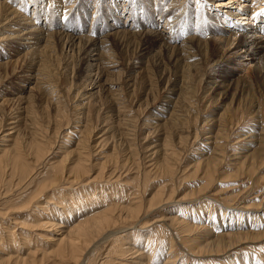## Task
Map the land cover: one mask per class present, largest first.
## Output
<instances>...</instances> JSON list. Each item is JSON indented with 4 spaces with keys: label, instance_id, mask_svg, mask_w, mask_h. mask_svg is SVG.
I'll use <instances>...</instances> for the list:
<instances>
[{
    "label": "rangeland",
    "instance_id": "374dc122",
    "mask_svg": "<svg viewBox=\"0 0 264 264\" xmlns=\"http://www.w3.org/2000/svg\"><path fill=\"white\" fill-rule=\"evenodd\" d=\"M3 1L0 0V2ZM34 1L38 2V5L42 2L41 7L44 8H41L42 13H46L48 9H50L49 11H52L53 8V10H56L55 14H49L46 17L44 15L39 16L40 22H51L54 25V28L50 31H64L67 34L73 33L81 36L91 35L92 29L98 32L105 25L108 27L113 24L111 23L113 17L117 15L122 20L125 17L130 18L127 12L121 13L123 9L121 5L129 3L125 0H105L100 5H94L93 0H88L87 5L82 4L78 9H76V2H74L72 10L70 9L72 12L68 10L65 15H62L61 10L64 2L66 3L65 7L71 5L68 0H66L67 2L56 0L55 3L53 0ZM150 1L152 0H131L132 4L128 7L134 12L133 19L137 24L134 35L137 38V34L142 29H139L138 25L157 31H159V28H163L160 19L158 26L156 24L158 13L163 11L171 0H156L155 4H151ZM24 2H27V0ZM165 2L168 3L165 5ZM186 2L190 10V20L186 24L184 20L182 26L177 28L175 33L182 35L186 30H190L191 34L196 36L199 27L204 28L202 31L204 34H199V38L207 43L206 46L217 48L218 45L214 38L222 35L220 31L222 23L217 19V16L205 13V9L210 12L213 11V2L210 4H207L206 1L203 4L202 0L199 3H195V0H187ZM52 3L55 4V7ZM7 4L12 8H16L20 6L21 0H8ZM26 4L28 14H33L31 13L34 6L32 1H28ZM159 6L164 7L160 9ZM203 6L208 8L204 9ZM21 11L24 12L22 9ZM166 13L169 14L168 11ZM220 14L223 15V13ZM209 16H213L214 19L209 18ZM95 17L98 19L97 21H94ZM195 20L197 24H195ZM228 20H232V18H228ZM235 20L236 18H234ZM245 26L244 24L242 27ZM227 27L229 28L228 25ZM225 32H227L226 36L231 34L228 30ZM240 32H243V35L245 34L248 38L249 34L245 33L244 29ZM170 33L171 31H169ZM4 34L6 33L4 32ZM180 40L171 45L180 46L182 42ZM31 41V39H21L22 44L16 41L11 44L10 41L5 43V48H0V59H10L5 67L0 68V149L8 148V145H10L9 135L12 131L10 127L14 123L12 117H14V114H19L21 118L18 123L19 132L23 139L30 136V127H33L35 131H42V134L39 133L44 138L42 142L45 146L43 156L35 163L29 160L31 158H26V161L28 160V163L34 164L32 165V167L34 166V175L35 172L40 170L48 171V168L50 169L49 163L55 160L59 161L62 157L63 146L67 138L70 139V144H68L70 149L74 148L79 136L72 131L78 132L77 125H80L78 121H82V125L87 126L88 132L85 135L84 132L82 133V137L85 139V150L88 153V160L86 161L88 174L96 175L92 178L94 180L92 184L103 188L102 191H99L101 194L96 191L95 197L88 200L87 203L99 202L97 204H104L105 202L101 198L116 194L114 196L120 198V202L125 204L132 200L138 201L141 204L140 212H144V207L151 204L146 217L141 216L143 217L142 222L147 219L151 221L152 219L164 218L170 214H175L176 211L184 212L182 215L199 216L202 209L205 210L202 217L206 218L207 210L211 206H215L213 210L220 208L224 211V214H222L223 220L227 222L229 221L227 212L230 211V214L236 213L234 215L236 218L231 220V223L235 220V222L242 224L253 223L254 220L251 217L250 221L247 219L248 215L246 214L248 212H244L242 209L246 205H258L260 203H262L261 206L264 205V143L260 144L259 155L256 153L250 156L249 159H244L243 156L246 153H251L253 147H255L253 145L254 141L250 142L252 136H248V134L260 131L259 129L253 130L256 122H263L262 125L264 126V92L262 91V84L255 79L248 80L245 83L239 81L236 87L233 85L231 89L222 92L223 90L221 91L219 87H216L215 81L217 79H214V77L224 72L237 77L243 69L244 63L248 62L249 65H255L256 60L261 57L264 43L259 44L258 53H254L252 59L250 56L244 57L246 58L244 63H235L231 61L230 57L227 59L225 57L220 63L216 64L217 58L207 57L203 54L198 56L197 58L202 61L200 64L196 63V66L192 65L184 68L187 81L183 84V87H185L183 94L177 97L175 93L176 90H181L182 82L178 80L177 87L170 92L169 88L171 80H173L170 70H167V73L170 74L169 81H160L158 79L160 73L154 70L155 68L150 64V59L157 54L160 42L164 41L163 39L158 40V44L156 42L148 50L147 57L144 59V64L146 63L144 71L141 69H127V62L137 50L135 47V45L137 46L136 39H132L130 42L134 48L133 51L132 46L122 50L113 46L110 53L112 57L109 59L115 62L118 68L111 69L113 73L108 75L107 78L103 76L102 80L96 83L98 86L94 88L91 84L86 85L84 74L79 75V72H77L75 51L71 52L68 49L69 47L66 48L63 42L59 41L51 42L49 45L51 48L49 46L43 48L45 41L44 39L40 40L38 48L42 49L41 55L44 54V57L49 55L43 61V64L47 63V72L53 80L51 84L56 85V92L53 93V96L55 97L58 93L59 97L60 106L57 107H59L60 114L57 116L55 106L52 104L51 107L50 105L55 99L48 97L49 95L47 96L45 93L43 94L41 90H31L29 86L32 84L26 83L22 75L29 66L30 60L22 61L18 60L17 57L23 55L27 48V50L31 49L29 45H27L28 47L23 45L25 42L29 44ZM235 45L236 40L233 47ZM193 51H195V54L200 53L199 48H193ZM161 53L163 57L167 58L166 55L169 52L165 53L164 50ZM216 55L219 56L217 53ZM195 59L193 58L191 62ZM90 60L86 64L90 65ZM92 64H95V62ZM92 64L91 66H93ZM91 66L90 68H93ZM94 72L95 70L90 74H93L96 80L97 77H95ZM137 72H142L144 78L138 76ZM125 73L132 75L130 80L126 78ZM105 79L110 85L105 83ZM83 87L85 91H82ZM22 88H25V90ZM77 91L82 94L90 91L93 95L89 98H87V94L83 97L74 98ZM22 95L27 97V112L21 115V111L18 110V98ZM174 102L176 103L174 109L179 110L180 117L172 119L162 127H155L157 122L160 121L155 118H159V116L166 117L167 113L174 107L172 106L175 104ZM228 107L231 113L221 122L222 126L213 124L216 123L214 120L219 117V114ZM258 108L261 111L256 112ZM163 111L164 114H162ZM214 136L217 137L216 142H213L212 138ZM164 139L170 144L174 153L168 161L169 170L162 168L164 165L161 164L159 151L152 153L155 150L153 149L154 145L160 144ZM47 140L50 141V144L46 143ZM167 147L169 148L168 145ZM259 159H263V163H260ZM197 161L201 162L199 164L201 166L197 168L195 175L189 174L192 173ZM250 162L252 163L250 164ZM207 163H210V171L212 172L209 176H204L203 169ZM68 165L66 163V167ZM99 171L100 174H97ZM32 173L28 172L27 175L23 176L27 180L18 182L15 186L13 183L17 181L14 178H8L9 172L6 169L0 172V225L10 232L13 229V233H16L19 229L27 235L28 244L17 245V250H24V253H20L22 256H26L27 248L30 250L32 246L48 253L43 247H47V243L50 242L47 236L50 235L47 231L50 229L43 227V225H36L35 220L30 217L29 207L23 206L24 200L22 197L29 196L34 191L33 186L29 183L32 179L30 177ZM120 173L121 175L117 179L113 177ZM66 175L64 173L63 177H66ZM105 175H109V179L105 178L104 180ZM87 176L84 178H87ZM68 179L69 177L62 182L65 185L63 189L65 193L69 191L68 184L70 181ZM83 185V178L81 177L80 182L70 185V191H80L79 194H84ZM171 188H174L171 198L166 203L160 202L159 199L166 198V194ZM49 191L47 197H57L60 194V186L52 192ZM192 191L194 194L190 195ZM4 192L6 194L1 195ZM71 192L69 195L72 194ZM180 197L184 198V202L178 203ZM193 198L195 202L192 201ZM44 199L47 200V198ZM42 202L43 200L39 201V203ZM38 205H45V203ZM179 208L182 209L179 210ZM263 212L264 210L260 212L259 217ZM216 213L218 211L214 213L215 218L218 216ZM135 222L136 220L133 219L130 224H135ZM256 224H258V221H256ZM134 228L127 229L133 230ZM162 230L163 228H161ZM161 231L156 230L155 235L161 234ZM259 240L249 247L247 245L250 242L240 244L238 247L242 248L234 250H237L238 254L232 252L227 257L222 256L214 264H218L217 262H220V260L226 264L229 259L238 256H240L238 258H242L244 254L252 256L253 252L257 253V256L260 255V259H263L264 244L262 243L264 241L262 240H264V237ZM109 248L110 246L106 247V244L99 245L95 253L96 257L91 264L104 263L105 261L102 258ZM1 255L4 256V254ZM257 261L260 263L262 260L259 261L257 257ZM47 263V259L43 258L42 264ZM104 264L112 263L105 262ZM158 264H161V261H158Z\"/></svg>",
    "mask_w": 264,
    "mask_h": 264
},
{
    "label": "bare ground",
    "instance_id": "6f19581e",
    "mask_svg": "<svg viewBox=\"0 0 264 264\" xmlns=\"http://www.w3.org/2000/svg\"><path fill=\"white\" fill-rule=\"evenodd\" d=\"M7 1L8 0L0 2V48H5L6 42L11 41L12 44L13 41H16L22 44V42H20L21 39L32 40L29 44H27V42L23 44L26 45V47L29 45L31 49L27 50V48L23 55L17 57L18 60L22 61L27 59L30 60L29 66L22 75L26 83L32 84L29 86L31 90H41L43 94L45 93L47 96L49 95L48 97L55 99L49 104L51 107L52 104L55 106V113H57V116L60 114L59 107H57L60 106L59 97L57 95L58 93L55 97L53 96V93L56 92V85L51 84L53 80L47 72V63L45 62L43 64V61H45L49 55L45 57L44 54L43 56L41 55L42 49H40V47L38 48L40 40L44 39L45 41L43 48L48 47L51 42L59 41L63 42L66 48L69 47L68 49L71 52L75 51L74 57H76L77 61V72H79V75L84 74L86 85L91 84L92 88H94L98 86L96 83H99L103 76L107 78L108 75L113 73L111 69L118 68L116 66L117 64L109 59L112 57L110 53L112 52L113 46L121 50L124 48L128 49L132 46L130 43L132 39H136L137 46L135 45L136 43L134 45L137 50L135 53L132 52L134 53L132 54L133 57H135L128 58L127 69H141L144 71L146 69L144 59L147 57L148 50L153 44H156V42L158 44V40L163 39L164 41L160 42L157 54L154 58L150 59L151 62H149L152 67L155 68L154 70L160 73L158 75L160 81H169L168 77H170V74L167 73V70H170V73L173 75V77H171L173 80H171L172 82L170 81V92L177 87L176 84L178 80L182 82L181 90H176L175 94L177 97L183 94L185 88L183 84L187 81L184 68L186 66L195 65L196 63L200 64L202 61H200V58H197L198 56L203 54L207 57L217 58L215 61L216 64L220 63L225 57L226 59L230 57L231 61L235 63H244L246 59L244 57L250 56L252 59V55L258 53L259 44L264 43V0H202L203 4L204 1H206L207 4L213 2V11L211 12L205 9L208 7L203 6L206 11L205 13H211V15L217 16V19L222 23V29L220 30L222 35L214 38L218 45L217 48L206 46L207 43L201 41L199 38V34H204L202 32L204 28L202 29L199 27L197 30L198 35L196 36L191 34L190 30H186L182 35L175 33L176 29L182 26L184 20L185 24L190 20V10L187 7L188 4H186L187 0H171L170 2L168 1L169 3L165 2V5L168 4L163 11L158 13V18L156 20L157 26L158 22H160L159 19L161 20V26L163 28H159V31H157L138 25L139 29L142 28L140 33L137 34L139 40H137V36L134 35L137 26L136 21L133 19L134 12L131 8L128 9L132 4L131 0H125L129 1V3L125 4L126 6L121 5V8H123L121 13L127 12L130 18L125 17V19L122 20L120 16L116 14L117 16L113 17L111 22L113 24L108 27L105 25V27L101 28L98 32L92 29L91 35L87 34L83 36L73 33L67 34L66 32L64 33V31H50L54 28V25L51 22H40L39 16L44 15L46 17L49 14H55L56 10H53V8L52 11H49L50 9H48L46 13H42L43 10L41 11V8L44 9L41 7L42 2L38 5V2L34 0H27V2L21 0L20 6L12 8V6L7 4ZM28 1H32L34 5L31 11V13H33L31 14L32 17L28 14V11H26L25 4L28 3ZM53 1L55 3L56 0ZM103 1L105 0H93L94 5H100ZM199 1L200 0H195V3H199ZM68 2L71 3V5L67 7H65L66 3H63L64 6H62L61 10L62 15H65L68 10H72L74 2H76V9H78L82 4L87 5L88 0H68ZM155 2L156 0L150 1L151 4H155ZM53 7H55V4ZM159 7L162 9L164 6ZM20 8L24 10V12H22ZM71 10L69 12H72ZM167 11L169 14L166 13ZM220 13H223V15ZM213 16H209V18L214 19ZM228 18H232V20H228ZM234 18H236L235 21ZM97 20L98 19L95 17L94 21ZM195 24H197L196 20ZM244 24L246 26L242 27ZM151 25L153 26L152 23ZM242 29L245 30V33L249 34L248 38H246L245 34L243 35V32H240ZM227 30L231 32V34L226 36L225 34L227 32L225 31ZM169 31H171L170 34ZM4 32L6 34H4ZM178 40L182 41L180 46L171 45L172 43H177ZM235 40L236 45L233 47ZM49 48H51V46H49ZM131 48H133V46ZM193 48H199L200 53L195 54ZM235 48L238 49L236 50ZM133 50L134 48L132 51ZM164 50L165 53L169 52L166 55L167 58L162 56L161 52ZM93 51L94 53H92ZM229 52L231 53L228 54ZM216 53L219 56H217ZM260 56L261 57L256 60V64L253 66L252 64L249 65L248 62L244 63V67L237 77L232 76L228 72L220 73L217 77H214V79H217V81H215L216 87H219L220 90L224 92L225 90L231 89L233 85L236 87L239 81L245 83L248 80L255 79L261 82L262 91L264 92V48ZM88 57L92 59L90 58V60ZM193 58L196 59L191 62ZM88 60L91 61V64L93 62H95V64H92L93 66H91V64H86ZM9 62L10 59H0V68L5 67ZM90 66L93 68H90ZM93 70H95V77L98 78H96V80L93 77L94 75L90 74ZM137 74L141 78H144L142 72H137ZM125 76L129 80L132 77V75H127L126 73ZM105 83L110 85L106 79ZM85 88L83 87L82 91H85ZM23 90H25V88ZM85 94H87V98L93 95L90 91L84 92L83 94L77 91L74 94V98L78 96L83 97ZM18 101V110L21 111V115L25 114L27 112V97L22 95L18 98ZM174 105H176V103L172 106ZM174 108L175 106L167 113L166 117H160L158 115L159 118L155 119L160 121L157 122L155 127H162L164 124L172 121V119L180 117L179 110ZM230 111L229 107L225 108L224 111L219 114V117L214 120L216 123L213 124L220 126L224 118L230 115ZM257 111H261V109L258 108L256 112ZM162 114H164V111ZM12 118H14V123L10 127V130H12L9 135L10 145H8V148L4 147L0 149V172L6 169L9 172L8 178H14L17 181L13 183V185L16 186L18 182L26 181L27 179L23 176L27 175L28 172L32 173L34 170V166L32 167L34 164L28 163L26 158H31L29 160L33 161V163L38 162L44 154L45 146L42 144L44 141L41 135L42 131H39L40 134L38 131H35L33 127H30V136L23 139L19 132L18 123L21 120L20 115L14 114ZM81 122L82 121H78L80 124L79 126L77 125L78 132L72 131L79 136L75 142L74 148L70 149L68 145L70 144V139L67 138L63 146L64 149L60 160L51 161L48 171L40 170L39 172H35V175L33 172L30 175L32 179L29 183L33 186L34 191L29 196L22 197L24 200L23 206L29 207L30 217L32 220H35V224L43 225V227H48L50 229L47 230L50 233V235H47L50 242L47 243V247L42 246L48 253H45L38 247L34 248L32 246L30 250L27 248L26 256H22L20 253H24V250H17V245H27V235L23 234L19 229L16 233H13V229L10 232L0 225V264H42L43 258H46L49 264H54L52 261L57 262L56 264H91L96 257L95 253L99 245L103 244H106V247L110 246V248L105 252V256H103L102 259L112 264H158V261H161V264H214L222 256L227 257L232 252L236 254L237 250H234L237 248L241 249L242 247H238L240 244L250 242L247 245L249 247L254 244V242L260 241L259 239H263L264 216L262 215L264 212L259 217L260 212L264 210V205L261 206L262 203L258 205H246L242 209V211L248 212L246 215H248L247 219H249V221L250 217L254 220L251 224L238 223L235 222L236 220L231 223L230 221L236 218L234 216L236 213L230 214V211L227 212L229 215V221L227 222L223 220L222 214H224V211L220 208H217L218 210H213L215 206H211L210 209L207 210L208 212L205 215L206 218L202 217V213L205 211L202 209L199 216L182 215L184 212L176 211L175 214H170L164 218L152 219L151 221L147 219L142 222L143 217H146L149 212L151 204L144 207V212H140L141 204L138 201L132 200L128 204H125L120 202V198L114 196L116 194H110L107 198H101L104 200V204H97L99 202L87 203L88 200L95 197L96 191H102L103 188L92 184V182H94L92 178L96 175L92 176L88 174L89 170L88 167H86L88 153L85 150V139L82 137L83 132L84 135L88 134V132L87 126L82 125ZM262 124L263 122L260 123L257 121L255 129L253 130L259 129L260 131L248 134V136H252L250 142L254 141L253 145H255V147H253L251 153H246L243 156L244 159H249L250 156L258 153L260 150L259 147L261 146L260 144L264 143V126ZM212 139L213 142H216L217 137L214 136ZM46 143L50 144V141L48 142L47 140ZM153 149L155 150L152 153L159 151L161 164L164 165L162 168L169 170L170 166L168 161H170L171 156L174 154L170 144L164 139L160 144L154 145ZM201 162L197 161L192 173L190 172L189 174L195 175L197 168L201 166L199 165ZM66 163L69 164L67 167ZM251 163L252 162H250V164ZM260 163H263V159L260 160ZM154 164L156 165L157 163ZM209 164L210 163L204 165V176H209L212 172L210 171ZM64 173L67 174L66 177H63ZM97 174H100V171ZM86 175H88L87 178H84ZM120 175L121 173L113 177L117 179ZM68 177L70 181L68 184L69 191L65 193L63 191L65 185L62 184V182ZM81 177L84 183V194H79L80 191L71 192L70 185H73L75 182H80ZM105 178L109 179V175H105L104 180ZM59 186L60 194L57 197H47L50 192L49 190L52 192ZM173 191L174 188L169 189L166 198L159 199V201L166 203L169 198H171ZM70 192L72 194L69 195ZM99 193L101 194V192ZM5 194V192L3 194L1 193V195ZM193 194V191L192 193L190 192V195ZM42 197L47 198V200L44 198L42 199ZM40 200H43V202L39 203ZM192 201L195 202L194 198ZM182 202H184V198L180 197L178 203ZM43 203H45V205H38ZM180 209L182 208H179V210ZM217 211L218 213L216 214H218V216L215 218L214 213ZM252 212L255 214L253 213V215ZM133 219H135L137 223L130 224ZM219 219L221 220L219 221ZM256 221H258V224H256ZM127 228L134 229L128 230ZM161 228H163L162 231ZM156 230H160L161 234L155 235ZM119 233L121 234L119 235ZM1 254H4V256ZM254 255L257 256L258 254L253 252L252 256H250V254H244L242 258H238L240 256L237 258L234 257L226 261V264H264V258L260 259L261 256H257L259 261H263L259 263L257 257ZM217 263L224 264L221 260Z\"/></svg>",
    "mask_w": 264,
    "mask_h": 264
}]
</instances>
